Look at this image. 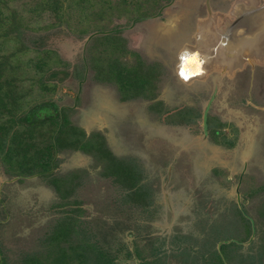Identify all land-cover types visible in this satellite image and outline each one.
<instances>
[{
  "label": "rangeland",
  "instance_id": "374dc122",
  "mask_svg": "<svg viewBox=\"0 0 264 264\" xmlns=\"http://www.w3.org/2000/svg\"><path fill=\"white\" fill-rule=\"evenodd\" d=\"M2 1L0 61L7 65L0 80L17 87L27 103L24 113L31 106L55 107L58 113L43 122L41 134L35 130L32 145L41 148L50 140L66 109V121L85 137L100 134L111 155L133 162L143 196L132 200L119 175H102L103 164L92 152L62 146L53 151L48 170L32 167L24 174L11 170L6 163L11 158L0 153V264H23L31 253L43 256L57 218L65 214L75 218L74 240L90 230L119 264H207L230 241L237 247L223 249L222 260L264 264V53L245 61L249 56L237 52L244 60L229 71L206 65L203 75L185 81L179 54L196 50L201 56L202 49L194 47L197 31L206 27L214 41L210 31L218 28L207 25L201 0H173L165 14L137 19L143 8L154 13L153 5L170 0H58L55 12L50 0ZM95 31L108 32L93 35L107 37L92 46L87 36ZM181 43L193 48H180ZM117 46L158 64L148 89L153 99L120 101L113 85L93 79L90 52ZM230 46L224 51L235 55L230 50L237 45ZM195 53L193 67L199 61ZM189 109L193 121L185 116ZM222 138L225 142L216 143ZM79 169L78 184L60 199L46 175ZM240 217L248 222L246 233ZM120 244L130 257L118 252Z\"/></svg>",
  "mask_w": 264,
  "mask_h": 264
},
{
  "label": "trees",
  "instance_id": "16d2710c",
  "mask_svg": "<svg viewBox=\"0 0 264 264\" xmlns=\"http://www.w3.org/2000/svg\"><path fill=\"white\" fill-rule=\"evenodd\" d=\"M57 1L50 0L52 7L49 6V9L53 10V12L56 11L54 5H57ZM0 3L3 5L5 2L0 0ZM161 5H153L155 12ZM136 9L137 7L134 6V10ZM145 9L143 8L134 17L137 19L138 17L153 14V12H148ZM122 10L123 8L120 9V11ZM126 12L127 10H124L121 14L126 15ZM83 30L81 29V31ZM105 36H94L89 40L88 44L96 46L101 41H105L107 37ZM108 38L112 39V36L110 35ZM49 51L44 52L48 54ZM101 53L104 54L102 55ZM88 61L89 68L93 71V79L96 82L113 85L118 94V100L124 101L139 97L153 99L155 97V94L148 89L152 86L151 80L157 71V63H150L144 60L138 53L128 48H118V46L115 49L104 47L101 51L90 52ZM41 63L46 65V62L43 60ZM5 64L7 65L5 60L0 61V76L6 66ZM3 80H0V153H4L8 158H11L6 162L10 164L11 170L13 168L14 170L17 169L15 172L17 174H24L27 168L31 169L32 167H37L38 171L48 170L52 165L53 151L66 146L71 149H80L85 153L92 152V156L103 164L102 175H119L123 181H126L130 194L133 195L131 197L132 200L136 199L139 201L142 198L143 192L140 189V185H137L141 179V174L135 168L133 162H127L122 158H116L111 155L110 151L105 147L104 139L100 134L89 133L85 137L81 129L70 125L66 121V109L60 111L61 120L59 123L55 121L58 127L53 129L55 131L53 132V136L50 135V140L41 148H35L30 142L35 130L41 134L43 122L52 121L54 115L58 113L55 112V107H51L52 110L49 111V109H45L44 107L38 108L37 106H31L30 110L24 113L23 106L27 105V103L23 102L21 95L19 96L20 92L17 90V87L8 81V79H5L6 83ZM39 87L48 89V86L41 82H39ZM153 103L155 104H153L154 106L159 105L156 101ZM156 109H158V106ZM177 111L182 113L180 110ZM18 112L19 116L17 115ZM187 113L188 117L186 118L191 121L195 120V115L190 109L186 110L185 116ZM188 119L185 121L189 122ZM215 135H217V132H213V137ZM219 142L225 141H223V138L219 141L216 140V143ZM29 161H32V163L26 166V163ZM80 174L81 170L79 169L77 171H68L65 174L46 176L48 184L53 188L57 196L60 199H65L71 195L72 189L78 184V181H75V179ZM238 212L240 211L238 210ZM260 214L264 217V208L260 211ZM240 218L245 221L244 227L246 233L248 222L242 217ZM74 219L73 216L68 214H65L64 217H58L56 229L47 240V246L50 249L40 257L32 253L31 255L26 254L23 258V264H119L115 261V253L113 254L109 250L107 251L105 248H102L100 242L90 230H88L83 238L74 240L71 237L77 235V229L74 228ZM231 244L237 247L234 241H230L228 244H221L220 253L213 251L212 256L214 259L207 264H223L224 261L229 264V256L227 259L222 260L221 255L223 256V249ZM117 250L119 253L123 251L124 257L131 256V252L125 249L123 244H120ZM206 261L204 260V263ZM138 264H144V262H139ZM146 264L148 263L146 262Z\"/></svg>",
  "mask_w": 264,
  "mask_h": 264
},
{
  "label": "crops",
  "instance_id": "0c3cea01",
  "mask_svg": "<svg viewBox=\"0 0 264 264\" xmlns=\"http://www.w3.org/2000/svg\"><path fill=\"white\" fill-rule=\"evenodd\" d=\"M232 3V7H229L227 11L222 12V10L217 9L215 11L211 10L208 13L206 12L209 18L207 25L211 26V29L214 28L210 22L213 20V14H219L216 15L214 19L217 17L218 19H222L221 16H225L226 22L221 25L223 27L220 28V26H217L218 28L213 29L214 31H210L211 33L214 32L212 35L215 38H213L214 41L211 40V36L206 27H202L200 29L201 32L199 30L197 31L194 46L196 49H202L201 51H197L202 52L201 56L195 53L196 50H186L184 53H181L182 55L179 54V56H181L179 58L181 67L179 68L181 69L180 73L183 80L188 81L190 79L196 78V76H193L196 73L203 75L205 69L207 68L206 65L209 67L212 64H215L216 66L219 64L221 65L220 70H225V68L228 70L229 68H232L231 66L233 63L238 60H244L243 57L241 58L240 56H237V52L240 50L243 54H247L249 56L245 59V61L248 59L250 60V58H254V60L261 58L262 54L264 53V10H262L260 6L263 2L258 4L256 0H235ZM158 10L159 9H157L155 13L151 14V16L154 14V16H156L159 13ZM163 11L164 12L162 13L165 14L166 10ZM221 13H224V15ZM236 22L237 24H235ZM218 43H221L223 46H216ZM230 45H237V47L234 46V51L230 50L232 52H236L235 55H228L230 53L227 54V50L224 51V49H229L232 47ZM208 50L210 52L209 54L207 53ZM194 53L198 56L195 60H199L196 63V67H193V64L190 60ZM205 53H207V59H205V55L203 56ZM186 68L187 70H184Z\"/></svg>",
  "mask_w": 264,
  "mask_h": 264
},
{
  "label": "flooded vegetation",
  "instance_id": "af4514ba",
  "mask_svg": "<svg viewBox=\"0 0 264 264\" xmlns=\"http://www.w3.org/2000/svg\"><path fill=\"white\" fill-rule=\"evenodd\" d=\"M171 1V0H170ZM202 1V4H203V6H204V8H205V11L208 13V10L209 11H211V10H217V9H220V10H224V11H227V9H229V7L231 8L232 7V2L233 1H235V0H208L207 1V3H208V8H206V5H205V0H201ZM237 1H241V0H237ZM224 2H227V5L224 7L222 4L224 3ZM165 4H167V3H165ZM165 4H162L161 6H159V12L161 11H163V10H165V8H167V7H163L162 9H161V7L163 6V5H165ZM161 9V10H160ZM216 15H219V14H214V17L216 16ZM214 17H213V27L214 26H219L223 21H224V23L226 22V17L225 16H221L222 17V19L221 18H219L218 19V17L216 18V19H214ZM211 22V21H210ZM235 24H237V22L235 23ZM186 45H189V44H186V43H181L179 46H180V48H183V47H185Z\"/></svg>",
  "mask_w": 264,
  "mask_h": 264
},
{
  "label": "water",
  "instance_id": "95a60500",
  "mask_svg": "<svg viewBox=\"0 0 264 264\" xmlns=\"http://www.w3.org/2000/svg\"><path fill=\"white\" fill-rule=\"evenodd\" d=\"M173 0H171L169 3H167V4H165V5H163L162 7H161V9L163 8V7H167V6H169V4L172 2ZM207 1L208 0H205V5H206V8H208V3H207ZM260 8H262V10H264V2L262 3V5L260 6ZM160 9V10H161ZM208 12H209V10H208ZM108 31H95V32H92L91 34H89L88 36H87V39H89L91 36H93V35H96V34H105V33H107ZM203 55H205V59H207V53H205V54H203ZM207 56V57H206ZM215 87L213 88V90H212V92H211V94H210V96H209V98H208V100H207V104H206V107H207V105H209V103L211 102V100L213 99V96H214V93H215ZM207 109V108H206ZM206 109H204V111L202 112V126H203V130L205 131L206 130ZM250 222H251V220H250Z\"/></svg>",
  "mask_w": 264,
  "mask_h": 264
},
{
  "label": "bare ground",
  "instance_id": "6f19581e",
  "mask_svg": "<svg viewBox=\"0 0 264 264\" xmlns=\"http://www.w3.org/2000/svg\"><path fill=\"white\" fill-rule=\"evenodd\" d=\"M165 31V30H164ZM187 47H190V48H193L192 46H189V45H186ZM185 46V47H186ZM195 47V46H194ZM241 51V50H240ZM240 51H238V52H240ZM198 75H200V74H198V73H196V74H194L193 76H196V77H198Z\"/></svg>",
  "mask_w": 264,
  "mask_h": 264
},
{
  "label": "clouds",
  "instance_id": "9594fccd",
  "mask_svg": "<svg viewBox=\"0 0 264 264\" xmlns=\"http://www.w3.org/2000/svg\"><path fill=\"white\" fill-rule=\"evenodd\" d=\"M155 15V14H154ZM154 15L153 16H150V17H154Z\"/></svg>",
  "mask_w": 264,
  "mask_h": 264
}]
</instances>
